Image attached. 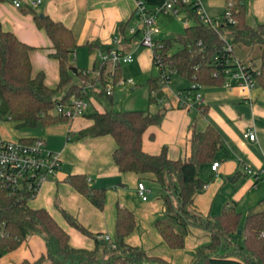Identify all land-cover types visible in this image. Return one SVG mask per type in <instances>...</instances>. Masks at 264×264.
<instances>
[{
	"label": "trees",
	"instance_id": "16d2710c",
	"mask_svg": "<svg viewBox=\"0 0 264 264\" xmlns=\"http://www.w3.org/2000/svg\"><path fill=\"white\" fill-rule=\"evenodd\" d=\"M185 9L194 22L186 25L179 35L158 40L155 51L162 60L191 82L222 85L226 68L237 58L254 72L257 85L264 88V23L252 25L248 22L245 0H227L225 11L213 16L220 21L216 27L200 19L193 2ZM227 10L233 21L226 15ZM30 13L35 25L43 29L51 41L49 55L58 61L59 81L55 86L48 85L44 71H34L31 59L34 46L21 40L14 31L0 28V117L12 121L17 129L47 127L70 120L55 112L58 93L62 94V100L83 96L92 104L105 99L110 107L85 113L91 122L74 136L69 132V139L111 135L116 141L113 161L121 172H135L142 177L153 175L162 187L160 197L165 208V216L156 219L155 227L166 243L171 248H183L190 227L197 226L206 229L211 239L196 248L192 264H264V211L247 215L242 225L241 212L235 202L226 204L216 216H204L192 208L196 193L204 188L200 166L212 163L224 144L219 130L212 124L204 130L192 127L189 154L184 158H170L166 146L157 154L146 152L143 135L150 126L162 123L165 109L155 113L142 109L115 110L113 93L107 94L103 90L85 93L80 80L90 79L89 75L83 74L88 68L78 67L69 59L77 46L72 29L48 14L35 10ZM125 27V23H121L119 30L123 33ZM226 41L233 44L231 55L224 49ZM236 45L249 49L260 46L263 63L259 67L249 64L245 57L237 54ZM109 47H103L99 42L89 44L90 50L95 52L91 69L101 67L103 83L109 77V66L100 63L96 50ZM121 66L115 68L114 81L123 78ZM148 85L154 93L153 100L163 97L159 76L150 77ZM66 181L97 206H104L106 188L92 186L87 174H69ZM30 199L26 192H11L0 186V258L17 249L29 236L38 234L45 240L46 251L34 260L26 258L18 264H170L161 257L149 255L142 247L126 242L137 224L134 211L126 206L117 205L111 234L115 248L106 240L102 243L100 235L62 209L71 225L96 240L95 248L88 249L73 246L69 232L53 214L45 207L31 206Z\"/></svg>",
	"mask_w": 264,
	"mask_h": 264
},
{
	"label": "crops",
	"instance_id": "0c3cea01",
	"mask_svg": "<svg viewBox=\"0 0 264 264\" xmlns=\"http://www.w3.org/2000/svg\"><path fill=\"white\" fill-rule=\"evenodd\" d=\"M13 1L0 2V28L14 31L21 40L34 46L31 51L34 71L43 70L50 86L59 81V64L49 55L51 41L46 32L35 25L30 10L48 14L72 29L77 42L74 60L79 56L77 50L84 47L92 60L88 69L92 68L95 59V52L90 50L89 44L99 42L103 47L111 46L115 36L121 37L117 46L133 51L134 61L142 69L148 71L154 67L152 49L141 44V31L135 34L129 31L131 25L140 27L133 16L135 0H42L36 7L30 5V0H20L19 7ZM147 1L158 4L164 0ZM245 4L249 23H264V0H245ZM121 23L126 25L123 33L119 30ZM157 38L162 37L159 34ZM190 84L191 81L187 86H178V89ZM167 87L162 88L164 94L170 95L165 116L161 124L152 125L145 131L144 150L157 154L166 146L170 158H184L189 154L192 127L204 130L209 124L214 125L224 139L214 160L219 161L220 166L215 171L212 169L214 161L201 164L199 171L204 188L196 193L192 208L204 216H216L226 204L235 202L243 225L245 213L247 217L264 211V194L259 191L264 172L257 179L246 171V167L264 170V88L257 85L250 92L243 93L223 85L203 84L204 106L186 109L179 104L176 90ZM90 122L83 115L70 119L61 128V123L46 127L48 132L64 136L57 146L50 145L44 137L47 147L59 153L61 166L56 176L42 186L29 204L47 208L69 232L70 243L88 249L95 248L96 240L79 233L81 231L66 220L62 209L70 212L91 232L103 235L114 232L117 205L126 206L134 211L137 222L134 231L126 238L128 244L140 246L149 255L161 257L170 264H192L196 248L210 241V233L204 228L191 226L184 247L171 248L155 227L156 219L165 216V208L161 194L154 197L155 188L146 182H156L153 175L142 177L135 172H121L113 161L116 141L111 135L69 139V132L74 136ZM249 128L256 132L254 140L245 136ZM76 173L87 174L92 186L106 188V201L102 208L66 181L69 174ZM139 182L149 189L145 195L138 193ZM45 251L44 238L34 234L17 249L3 255L0 264H18L26 258L34 260Z\"/></svg>",
	"mask_w": 264,
	"mask_h": 264
},
{
	"label": "built area",
	"instance_id": "2783aa9c",
	"mask_svg": "<svg viewBox=\"0 0 264 264\" xmlns=\"http://www.w3.org/2000/svg\"><path fill=\"white\" fill-rule=\"evenodd\" d=\"M202 1L164 0L162 3L151 4L147 0H135L134 17L140 27L131 25L129 31L134 34L141 31V44L152 49V60L155 67L159 70L161 89L172 84L177 70L162 60L160 55L155 51L160 39L157 37L161 33L159 16L168 14L178 16L188 4L193 2L197 6L200 19L204 23L212 24L215 27L218 26L220 21L214 19L213 16L205 11ZM13 2L17 7L21 5L20 0H14ZM41 2L42 0L29 1L33 7L40 5ZM226 15L230 21H233L229 10L226 11ZM185 22L188 25V15L185 18ZM119 43H121V37L115 36L109 48H99L96 50V56L100 63H107L109 66V70L107 69L109 77L107 80H104V83L101 82V67L95 70H83V74L90 77V79L80 80L85 93L90 90H103L107 94H112L117 85L124 83L134 84L132 78H121L114 81L116 66L135 60L133 51L123 50L117 46ZM224 49L231 55L233 44L230 41H226ZM231 63L232 65L225 70V78L222 85L228 89H238L243 93L253 90L257 86L254 72L237 58ZM202 86L203 84L198 82H191L188 90H179V104L186 109L203 107L205 97L201 91ZM91 104L90 99L83 96H73L67 100H62L60 96L55 105V112L72 119L85 115ZM245 136L250 140H254L256 132L249 128L245 131ZM46 144L45 138L41 136L24 140L22 138L5 139L0 135V186L11 192H26L32 199L51 177L56 176L61 166L59 153L48 148ZM219 166V161L212 163V169L215 171ZM246 171L257 179H260L264 172V170H254L250 167H246ZM148 191L149 189L143 182L138 183V193L140 195H145ZM262 235H264V232ZM99 238L108 241L111 247H116L110 233L100 235Z\"/></svg>",
	"mask_w": 264,
	"mask_h": 264
},
{
	"label": "rangeland",
	"instance_id": "374dc122",
	"mask_svg": "<svg viewBox=\"0 0 264 264\" xmlns=\"http://www.w3.org/2000/svg\"><path fill=\"white\" fill-rule=\"evenodd\" d=\"M194 1V0H191ZM203 7L205 11L211 16H219L221 15L226 8L227 0H203ZM188 15L187 11L182 10L178 16L174 14L168 15H160L159 16V25L161 27L160 36L162 38L166 37H174L179 35L184 31L186 26L185 18ZM194 22L193 18L189 17L188 24H192ZM141 38V35H140ZM79 52V56L74 60L73 52L70 54L69 59L72 64H76L81 68H89L91 67V55L84 47H81L77 50ZM236 52L240 54L242 57H245L249 64H254L255 67H259L263 63V59L260 57L261 48L260 46H254V48H241L236 45ZM121 76L123 78H132L134 80V84L124 83L117 85L113 92L114 104L112 107L115 110H127V109H142L150 112H158L165 109V106L170 102V95L164 94L162 98L159 100H153L152 97L154 93H151L149 90L148 80L150 77L157 78L159 76V70L156 67L145 71L138 65L136 61L123 63L121 66ZM190 81L180 74H175L173 77L172 84L170 85L176 90V93L179 92L180 87L187 86ZM180 86V87H178ZM168 88V87H166ZM62 94L58 93L57 97H60ZM105 107H110L105 99H101L100 101H95V104H91L88 108L87 112L94 111L96 109L103 110ZM59 126L61 128L63 125L65 126V122L61 123ZM0 135L5 139H18L24 136H42L48 140L50 145L57 146L64 139L61 134H53L46 130V127L39 125L37 128H24L17 129L12 121L3 120L0 117ZM261 181V182H260ZM259 182V191L261 194H264V178H262ZM147 184H150L155 188L154 197L159 196L161 194L162 187L160 184L146 180ZM246 214L243 218V221L246 219ZM80 231V230H79ZM78 231V232H79ZM81 233L85 237H90L82 232ZM43 237V236H42ZM241 242L243 238L241 237ZM86 246V245H83Z\"/></svg>",
	"mask_w": 264,
	"mask_h": 264
},
{
	"label": "water",
	"instance_id": "95a60500",
	"mask_svg": "<svg viewBox=\"0 0 264 264\" xmlns=\"http://www.w3.org/2000/svg\"><path fill=\"white\" fill-rule=\"evenodd\" d=\"M239 233L240 234L242 233V229L241 228L239 229ZM102 243H104V240L102 241Z\"/></svg>",
	"mask_w": 264,
	"mask_h": 264
}]
</instances>
